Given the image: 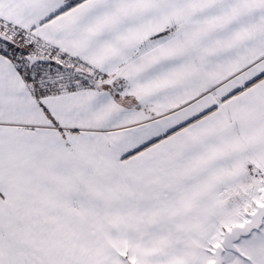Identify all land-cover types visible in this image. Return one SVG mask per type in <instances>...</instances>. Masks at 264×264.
<instances>
[{
    "label": "snow or ice",
    "instance_id": "1",
    "mask_svg": "<svg viewBox=\"0 0 264 264\" xmlns=\"http://www.w3.org/2000/svg\"><path fill=\"white\" fill-rule=\"evenodd\" d=\"M0 264H264V0H0Z\"/></svg>",
    "mask_w": 264,
    "mask_h": 264
}]
</instances>
